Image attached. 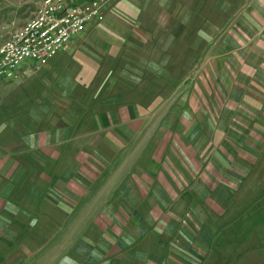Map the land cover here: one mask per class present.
Listing matches in <instances>:
<instances>
[{
    "label": "rangeland",
    "instance_id": "rangeland-1",
    "mask_svg": "<svg viewBox=\"0 0 264 264\" xmlns=\"http://www.w3.org/2000/svg\"><path fill=\"white\" fill-rule=\"evenodd\" d=\"M38 1L0 0V40L33 16ZM168 1L163 11L156 7L159 0H151L155 2L151 22L143 18L145 25L149 24L143 33L148 37L145 41L133 40L127 23L142 10H131L129 15L124 6L116 11V25L114 22L108 28V34L102 32V37H107L105 48L116 53V29L120 28L126 36L122 41L126 55L137 48L145 54V69L156 80L166 78L165 84L171 88L182 83L174 91L158 88L152 79L156 89L150 98L159 94L166 98L172 93L170 97L177 100L161 106L149 131L143 129L144 121L139 126L135 122V135L130 138L135 144L129 142L126 147L133 149L132 160L137 166L128 170L120 166L117 176L121 177L110 198L116 207L111 210L102 205L107 198L96 196L95 189L99 176L110 170L120 153L113 161L101 164H109L106 168L91 153L82 169H69L72 195L67 193L63 199L38 196L29 183L32 170H23L11 180L0 179V264H264V100L256 95L255 74L242 72L239 64L242 45L254 38L255 23L264 18L258 8L263 6L256 5L260 0ZM102 37L84 48L85 61L99 59L96 51ZM207 47L215 50L210 57L205 53ZM226 48L232 53L214 58L218 72L213 75L207 70L211 64L208 59L219 53L216 49ZM164 56L166 64L161 60ZM27 67L21 69L27 74L20 78L0 82L4 93L0 92V98H7L6 105L0 101V115L5 106L8 117L23 107L31 109L28 90L23 94L18 89L16 95L11 90L5 95L4 88L19 82L27 89L35 67L42 66ZM71 75L68 70L66 77L58 78V74L55 80L67 81ZM221 78L227 79L225 83ZM179 118L188 125L186 128L181 127ZM175 125L180 127L177 136L171 131ZM161 143L167 148L166 154H151L150 163L156 166H152L151 174L155 177L150 180L143 176L145 184L133 187L128 177L143 170L139 163L148 160L142 159L144 149L149 146L150 151L157 150ZM181 145H186L183 151ZM158 163L162 169L157 168ZM100 166L102 169L96 168ZM3 168L0 177L4 178ZM84 176L89 182L86 185ZM190 176L191 184L184 186L181 177L186 182ZM41 184L46 192V184ZM93 191L94 196H89ZM139 198L146 202H139ZM135 211L144 214L146 221L140 224L150 226L147 232L132 230L138 228L133 227L137 225L132 219ZM142 236L145 238L140 243L137 237L140 240Z\"/></svg>",
    "mask_w": 264,
    "mask_h": 264
},
{
    "label": "crops",
    "instance_id": "crops-1",
    "mask_svg": "<svg viewBox=\"0 0 264 264\" xmlns=\"http://www.w3.org/2000/svg\"><path fill=\"white\" fill-rule=\"evenodd\" d=\"M159 1L160 3L158 2L156 7L160 10L163 9V11L166 10V4L169 5L170 1ZM150 2L151 0L111 1L110 6L106 9L104 21L100 25L88 29H95V32H85L74 38L64 45L45 66L35 67L37 69L28 78L30 86H27V89L24 84L19 82L15 83V86L4 87L6 90L5 95L11 90L15 95V91L18 89H21L23 94H26L25 90H28L30 98L28 104H30L31 109L23 107L20 113L10 117L7 115L6 106L2 110L4 113L0 115V170L4 169L3 167L6 168L5 177H0L2 181L14 179L19 174L22 175L23 170L25 172H27L26 170H32L29 175V183L31 187L34 186V190H37L38 196H58L63 199V196H66L67 193L70 196L72 195L71 184L73 182L69 176V169L75 166L82 169L85 160L88 158L87 155L91 153H94L93 158L95 157L100 165L113 161L115 156L120 153L114 160L110 170L108 169L105 175L99 176L100 180L95 189L96 196H106L107 198L104 203L102 202V205H107L111 210L116 207V204L111 202L110 198L114 195L115 186L119 183L121 177L117 176L120 174L118 173L120 166H126V170H128L129 167L135 166L137 162L132 160V157L134 158L133 149L129 146L126 147L129 142L130 144L134 143V140H130V138L135 135V122L138 121L139 126L144 121L143 129L149 131L150 122L157 120L161 112V106L177 100L176 97H170L172 93L166 98L162 94L150 98L153 90L156 89L152 85V79L155 78L148 73V68L145 69V61L142 57L145 54L135 48L128 53L129 55H126L125 46L122 45V41H125L126 36L121 33L120 28L116 29L118 35L116 39L118 41L117 52H111L105 48V46L108 47L105 44L107 37H102V32L108 34V28L113 27L114 22L116 25L118 17L115 14L122 6L128 8L129 15L132 13L131 10H142L138 17H136V14L132 18L129 17L127 23L129 29L132 30L133 40H147L148 37L143 33L148 30L145 26H149V24L146 23L145 25L143 18L146 16L148 17L146 21H150L149 18L152 17L151 9H154L153 4L155 2ZM148 3L150 4L148 5ZM256 5L263 6L258 8L261 9L260 15L264 17V0H260ZM148 8L150 9L148 10ZM30 19H27V21ZM254 30L255 32L252 35L254 38L242 45V62L239 61V64L242 67V72L255 74L254 84L260 88H256V95L264 100V92H261L264 89V18L258 23L256 21ZM100 37H102V44H99L100 49L96 51L99 54V59L94 56V63L85 61L83 59V55H86L84 48L90 47L94 42L101 41ZM247 38L242 36V39ZM216 51H219V53L208 59L211 63L210 67H208L209 62H207V70L212 72L213 75L218 72L214 58L221 56V54L232 53V50L228 48L216 49ZM214 52L213 47H207L205 50L208 57ZM163 59L166 60V56L162 57L161 60ZM164 60L163 63L166 64ZM128 64H132L134 67L130 68ZM174 64L176 65V62ZM27 66L24 68H28ZM22 68L16 70L15 78L27 74L21 70ZM68 70H71L72 75L67 81L55 80L58 74V78L66 77ZM45 74L46 76H44ZM219 80L225 83L227 79L221 78ZM240 80L242 81V77H240ZM155 81L158 83V88L167 89V87H170L169 85L166 86V78L161 77L159 80L155 79ZM180 84L182 83H175L169 89L178 91L181 87ZM218 86L220 87L219 84ZM247 87L249 88V86ZM1 89L3 90V86L0 84V92ZM140 90H142L141 93ZM1 94L4 93L1 92ZM245 95V92H243L242 96ZM0 99L6 105L7 98L2 97ZM24 104L28 105L27 103ZM183 104L184 102H182ZM151 105H155L153 107L155 109ZM259 117L261 118V116ZM178 121H180L181 127L186 128L188 126L186 123L182 124L184 121L181 118ZM163 127L165 129L163 132L167 136V127L165 124ZM171 131H173V135L177 136L180 127L175 125ZM160 133H162L161 130ZM172 147H170V151H172ZM183 147H186V145L180 146L181 151H183ZM166 152L167 148L162 143L159 144L157 150L150 151L149 146L144 149L142 159L147 158L148 160L144 159L139 163L143 170L140 173L134 171V175L128 177L133 187L145 184L143 176L150 180L155 177L151 174L152 168L156 167L150 163L151 154L161 157L160 155L164 156ZM177 152L179 151L177 150ZM129 159L130 161H128ZM170 160L172 161L173 158L171 157ZM122 162L124 165L120 164ZM108 165L101 166L106 168ZM101 166L96 168L102 169ZM117 167L118 170L115 172ZM157 168L162 169L160 164ZM174 169H177L176 163ZM181 170L182 168L179 166V171ZM0 173L2 172L0 171ZM182 179L181 177L180 182L184 186L191 184L192 177L186 179V182H183ZM83 180L84 185L89 183L85 176ZM42 182L46 184V192H44ZM77 185H80V182H77ZM100 185H103V188L99 190ZM5 187L10 190L8 184H5ZM95 191L89 196H94ZM141 200L146 202L143 198H139V202ZM102 205L100 204L97 208ZM135 205L137 207L139 204L136 203ZM80 207L83 206L80 205ZM118 208L117 211L115 209L117 213ZM143 216V213L140 214L136 211L132 214V219L137 220V225L133 226L132 224V226L138 227L133 228V231L145 233L149 230L148 227L150 226L140 224L141 221H146ZM139 238L137 237V241L143 243L145 236H142L140 240ZM130 243L132 244L133 241ZM133 247L139 248L140 246L134 245Z\"/></svg>",
    "mask_w": 264,
    "mask_h": 264
},
{
    "label": "built area",
    "instance_id": "built-area-1",
    "mask_svg": "<svg viewBox=\"0 0 264 264\" xmlns=\"http://www.w3.org/2000/svg\"><path fill=\"white\" fill-rule=\"evenodd\" d=\"M108 0H39L33 16L0 42V81L45 66L64 45L104 21Z\"/></svg>",
    "mask_w": 264,
    "mask_h": 264
}]
</instances>
